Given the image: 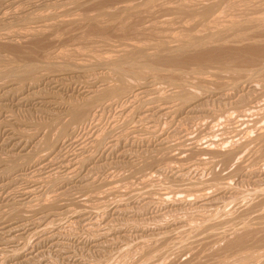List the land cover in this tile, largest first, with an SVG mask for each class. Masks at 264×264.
<instances>
[{
    "label": "rangeland",
    "instance_id": "rangeland-1",
    "mask_svg": "<svg viewBox=\"0 0 264 264\" xmlns=\"http://www.w3.org/2000/svg\"><path fill=\"white\" fill-rule=\"evenodd\" d=\"M199 1L0 0V264H264V0Z\"/></svg>",
    "mask_w": 264,
    "mask_h": 264
},
{
    "label": "bare ground",
    "instance_id": "bare-ground-1",
    "mask_svg": "<svg viewBox=\"0 0 264 264\" xmlns=\"http://www.w3.org/2000/svg\"><path fill=\"white\" fill-rule=\"evenodd\" d=\"M6 1V3H7V1L9 2V0H5ZM34 1V0H33ZM50 1V0H49ZM199 1V0H198ZM197 1V2H198ZM220 1V0H219ZM263 1V0H262ZM16 1H13L11 4H14ZM62 2V1H61ZM77 2V1H76ZM149 2V1H148ZM151 2H153V1H150V3ZM193 2H195L194 0H193ZM193 2H192V4H193ZM197 2H195V3H197ZM200 2V1H199ZM222 2V1H221ZM220 2V3H221ZM229 2V1H228ZM59 3H60V0H59ZM67 3V2H66ZM66 3H64V4H66ZM74 3V2H73ZM72 3V4H73ZM150 3H147L148 5L150 4ZM181 3V2H180ZM219 3V2H218ZM4 4V3H3ZM16 4H18L17 2H16ZM55 4H58V2L57 3H55ZM54 4V5H55ZM61 4V3H60ZM76 4V3H75ZM84 4V3H83ZM147 4H145V5H147ZM1 5V4H0ZM7 5V7L9 6L10 7V5H8V4H6ZM15 5V4H14ZM46 5V4H45ZM53 5V6H54ZM66 5H69V3H67ZM129 5V4H128ZM147 5V6H148ZM197 5H199V4H194V6H197ZM203 5V4H202ZM208 5L209 4H207V6L205 5V6H202L201 8H200V10H202L204 13L203 14H205V13H208L207 11L209 10V8H208ZM215 5V4H214ZM254 5V4H253ZM32 6V5H31ZM60 6V5H59ZM76 6V5H75ZM135 6V5H134ZM144 6V5H143ZM189 6V5H188ZM211 6V4L209 5V7ZM218 6V5H217ZM234 6V5H233ZM5 7V6H4ZM41 7V6H40ZM48 7V6H47ZM61 7V6H60ZM146 7V6H145ZM171 7V6H170ZM179 7V6H178ZM192 7H193V5H192ZM192 7H190V8H192ZM226 7V6H225ZM264 7V6H263ZM6 8V7H5ZM36 8V7H35ZM46 8V7H45ZM51 8H53V7H51ZM130 8V7H129ZM138 8V7H137ZM147 8V7H146ZM172 8V7H171ZM171 8H169V9H171ZM179 8H181V6L179 7ZM185 8V7H184ZM194 8V7H193ZM196 8H199V7H196ZM210 8H213V7H210ZM217 8V7H216ZM235 8V7H234ZM7 9V8H6ZM10 9V8H9ZM127 9H128V7H127ZM126 8H125V10H127ZM175 8H173V11L175 12V10H174ZM183 9V8H182ZM239 9V8H238ZM4 10V9H3ZM2 10V11H3ZM21 10V9H20ZM45 10V9H44ZM119 10V9H118ZM160 10V9H159ZM172 10V9H171ZM181 10V9H180ZM234 10V9H233ZM121 11V10H120ZM145 11V10H144ZM149 11V10H148ZM178 11H179V9H178ZM190 11H193V10H190ZM196 11V10H195ZM198 11V10H197ZM213 11V10H212ZM0 12H1V10H0ZM34 12V11H33ZM163 12V11H162ZM173 12V13H174ZM188 12V11H187ZM5 13H6V11H5ZM176 13V12H175ZM202 14V15H203ZM209 14V13H208ZM221 14V13H220ZM25 15V14H24ZM35 15V14H34ZM181 15V14H180ZM200 15V14H199ZM206 15V14H205ZM7 16V15H6ZM54 16V15H53ZM111 16V15H110ZM189 16V15H188ZM198 16V15H197ZM207 16V15H206ZM209 16V15H208ZM207 16V17H208ZM212 16H214V15H212ZM219 16V15H218ZM3 17V16H2ZM24 17V16H23ZM63 17V16H62ZM79 17V16H78ZM220 17V16H219ZM9 18V17H8ZM49 18V17H48ZM74 18V17H73ZM216 18V17H215ZM259 18V17H258ZM261 18V17H260ZM25 19V18H24ZM44 19V18H43ZM95 19V18H94ZM217 19H219L218 17H217ZM262 19H263V17H262ZM262 19H260V20H262ZM82 20V19H81ZM119 20V19H118ZM171 20V19H170ZM195 20V19H194ZM200 20V19H199ZM198 20V21H199ZM207 20V19H206ZM220 20V19H219ZM251 20H255V18L254 19H251ZM259 19H257V21L256 22H259L258 21ZM28 21V20H27ZM69 21V20H68ZM67 21V22H68ZM73 21V20H72ZM71 21V22H72ZM197 21V20H196ZM211 21H213V20H211ZM210 21V22H211ZM226 21V20H225ZM232 21V20H231ZM230 21V22H231ZM235 21V20H234ZM239 21V20H238ZM57 22V21H56ZM64 22V21H63ZM66 22V23H67ZM193 22H195V21H193ZM218 22V21H217ZM229 22V23H230ZM233 22V21H232ZM237 22V21H236ZM254 22V21H253ZM261 22V21H260ZM264 22V21H263ZM60 23V22H59ZM113 23V22H112ZM164 23V22H163ZM197 23V22H196ZM201 23V22H200ZM207 23V22H206ZM209 23V22H208ZM213 23V22H212ZM235 23V22H234ZM168 24V23H167ZM240 24V23H239ZM227 25V24H226ZM235 25V24H234ZM248 25V24H247ZM253 25H254V23H253ZM255 25H257V24H255ZM254 25V26H255ZM59 26V25H58ZM90 26V25H89ZM220 26V25H219ZM222 26V25H221ZM220 26V27H221ZM151 27V26H150ZM195 27V26H194ZM239 27V26H238ZM245 27V26H244ZM248 27V26H247ZM216 28V27H215ZM227 28V27H226ZM237 28V27H236ZM206 29V28H205ZM234 29V28H233ZM258 29V28H257ZM235 30V29H234ZM256 30V29H255ZM46 31V30H45ZM222 31V30H221ZM225 30H223V32H224ZM231 31V30H230ZM205 32V31H204ZM219 32V31H218ZM240 32V31H239ZM29 33V32H28ZM208 33V32H207ZM214 33H217L216 31L214 32ZM226 33V32H225ZM243 33V32H242ZM197 34V33H196ZM212 34H213V31H212ZM221 34V33H220ZM223 34V33H222ZM253 34V33H252ZM24 35V34H23ZM28 36V35H27ZM183 36V35H182ZM199 36V35H198ZM198 36H196V37H194V38H199ZM174 37H176V36H174ZM178 37V36H177ZM177 37L176 38H174L175 39V41H176V39H177ZM191 37V36H190ZM192 37V38H193ZM213 37V36H212ZM218 37H219V35H218ZM25 38V37H24ZM164 38V37H163ZM180 38V37H179ZM193 38V39H194ZM173 39V38H172ZM191 39V38H190ZM212 39V38H211ZM180 40V39H179ZM179 40H178V42H179ZM182 40H183V38H182ZM189 40V39H188ZM188 40H186V43H187V45H191V44H193L194 42L196 43V45L200 42V44H201V41H199L200 40V38H199V40L197 39L196 41H194V42H192L193 40L191 39L190 40V42H188ZM183 41H185V40H183ZM183 41H180L181 42V44L183 43V45H184V43L185 42H183ZM198 41V42H197ZM205 41H206V39H205ZM205 41H203V42H205ZM172 42V41H171ZM263 42V41H262ZM186 43H185V45H186ZM188 43H190V44H188ZM232 43V42H231ZM242 43V42H241ZM254 43V42H253ZM211 44V43H210ZM247 44V43H246ZM264 44V43H263ZM184 45V46H185ZM250 45V44H249ZM135 46V45H134ZM150 46V45H149ZM162 46V45H161ZM192 46V45H191ZM232 46V45H231ZM129 47H130V45H129ZM138 47V46H137ZM159 47V46H158ZM178 47V46H177ZM176 47V48H177ZM133 48V47H132ZM139 48V47H138ZM137 48V49H138ZM140 48H141V45H140ZM184 48V47H183ZM130 49V48H129ZM181 49V48H180ZM190 49V48H189ZM121 50H123V49H121ZM133 50H135V49H133ZM140 50H142V49H140ZM209 50V49H208ZM126 51V50H125ZM130 51V50H129ZM128 51V52H129ZM178 51V50H177ZM185 52V51H184ZM124 53H126V52H124ZM147 53V52H146ZM122 54V53H121ZM120 54V55H121ZM171 56V55H170ZM157 57V56H156ZM168 57V56H167ZM173 57H175V56H173ZM259 57V56H258ZM91 58V57H90ZM105 58V57H104ZM113 58V57H112ZM136 58V57H135ZM138 58V57H137ZM140 58V57H139ZM138 58V59H139ZM94 59V58H93ZM107 59V58H106ZM174 59V58H173ZM186 59V58H185ZM111 60V59H110ZM119 60V59H118ZM125 60V59H124ZM136 60V59H135ZM134 60V61H135ZM200 60V59H199ZM210 60V59H209ZM90 61V60H89ZM106 61V60H105ZM113 61V60H112ZM157 61H160V60H157ZM98 62V61H97ZM107 62H108V60H107ZM133 62V61H132ZM252 62H254V61H252ZM110 63V62H109ZM118 63V62H117ZM103 64V63H102ZM108 64V63H107ZM135 64V63H134ZM159 64H161V63H159ZM171 64V63H170ZM206 64V63H205ZM57 65V64H56ZM99 65V64H98ZM109 65V64H108ZM145 65V64H144ZM229 65V64H228ZM115 66V65H114ZM124 66V65H123ZM126 67V66H125ZM128 67V66H127ZM80 68V67H79ZM111 68V67H110ZM115 68V72H117L118 74L117 75H121V73L123 72V73H125L124 71H122L121 69L122 68H120V66H115L114 67ZM62 69V68H61ZM60 70V69H59ZM80 70V69H79ZM128 70V69H127ZM138 70V69H137ZM62 71V70H61ZM64 71V70H63ZM86 71V70H85ZM92 71V70H91ZM199 71V70H198ZM89 73V72H88ZM128 73V72H127ZM200 73V72H199ZM240 73V72H239ZM129 74H131V73H129ZM141 74V73H140ZM144 74V73H143ZM114 75V74H113ZM119 75V76H120ZM256 75V74H255ZM118 76V77H119ZM122 76V75H121ZM129 76V75H128ZM123 77V76H122ZM126 78H127V76H125ZM133 77H136V76H134L133 75ZM125 78V79H126ZM124 79V78H123ZM122 79V80H123ZM128 79V78H127ZM130 79V78H129ZM152 79V78H151ZM120 80H121V78H120ZM136 80V79H135ZM142 80V79H141ZM33 81V80H32ZM57 81V80H56ZM65 81V80H64ZM105 81V80H104ZM134 81V80H133ZM59 83V82H58ZM61 83V82H60ZM151 83V82H150ZM91 84V83H90ZM143 84V83H142ZM85 85V84H84ZM101 85V84H100ZM105 86V85H104ZM115 86V85H114ZM130 86H132V85H130ZM185 86V85H184ZM235 86V85H234ZM87 87V86H86ZM89 87V86H88ZM103 87V86H102ZM233 87V86H232ZM59 88V87H58ZM97 88H99V87H97ZM124 88V87H123ZM130 88H132V87H130ZM134 89H133V92H134V94H136V95H134L135 97L134 98H136L137 100H135V101H138V98L140 97H143L144 95L145 96H147L146 95V93H147V89L145 88V87H141V86H137L136 88L135 87H133ZM151 88V87H150ZM154 88V87H153ZM156 88V87H155ZM103 89V90H102ZM102 89H97V90H99V91H101V92H96L95 90H94V88H92V89H89V90H86V94H87V97L89 96L91 99L92 98H94V100L96 101L97 99H95V97L97 98L98 96V94L99 93H103L104 91H106L107 90V92L110 90H113L112 88L111 89H109L108 90V87H106V88H102ZM121 89V88H120ZM148 89H149V87H148ZM152 89V88H151ZM150 89V90H151ZM157 89V88H156ZM17 90V89H16ZM117 90V89H116ZM149 90V91H150ZM159 90V89H158ZM193 90V89H192ZM126 91V90H125ZM128 91V90H127ZM129 91H130V89H129ZM153 91L154 90H152V93H153ZM160 91V90H159ZM230 91V90H229ZM82 92V91H81ZM106 92V93H107ZM116 92H118V90L116 91ZM155 92H157L158 93V91H155ZM174 92V91H173ZM182 92V91H181ZM18 93V92H17ZM41 93V92H40ZM85 93V92H84ZM114 93V92H113ZM112 93V94H113ZM120 93V92H119ZM129 93V92H128ZM149 93V92H148ZM157 93H155V94H157ZM179 93V92H178ZM183 93V92H182ZM182 93L180 94V97H181V95H182ZM264 93V92H263ZM56 94V93H55ZM159 94V93H158ZM165 94V93H164ZM177 94V93H176ZM184 94V93H183ZM120 95H123L122 93L120 94ZM148 95H150V94H148ZM187 93H186V95H184V97L186 96L187 97ZM209 95V94H208ZM127 96V95H126ZM161 96V95H160ZM169 96V95H168ZM189 96H190V94H189ZM45 97V96H44ZM48 97V96H47ZM58 97V96H57ZM71 97V96H70ZM110 97V96H109ZM111 97H113V96H111ZM132 97V96H131ZM183 97V96H182ZM181 97V98H182ZM184 97L182 98V99H184ZM27 98V97H26ZM42 98V97H41ZM41 98H39V99H37V100H39L37 103L40 105V106H43V107H45V106H48V105H51V102H48L46 99H41ZM121 98V97H120ZM119 98V99H120ZM128 98H129V96H128ZM144 98V97H143ZM189 98V97H188ZM25 99V98H24ZM91 99H88V100H91ZM99 99V98H98ZM106 99V98H105ZM116 99H117V97H116ZM149 99V98H148ZM156 99V98H155ZM187 99V98H186ZM191 99V98H190ZM104 100V98L99 102V101H96V102H94L96 105H93L91 108H88L89 109V115H90V112H92V113H96L97 112V110L98 109H100L101 107H103L104 106V104H106L107 102H105V101H103ZM107 100V99H106ZM115 100V99H114ZM132 100H133V98H132ZM151 100H153V98H151L150 97V101ZM22 102L24 101L23 99L21 100ZM79 101H80V99H79ZM91 101H93V100H91ZM90 101V102H91ZM108 101V100H107ZM110 101V100H109ZM108 101V102H109ZM149 101V102H150ZM155 101H157V100H155ZM155 101H151V103H153V102H155ZM165 101V100H164ZM21 102V103H22ZM118 102V101H117ZM160 102V101H159ZM187 102H189V101H187ZM20 103V102H19ZM88 103V102H87ZM113 103H114V101H113ZM156 103H158V102H156ZM83 104H85V103H83ZM144 104V103H143ZM154 104V103H153ZM158 104H160V103H158ZM87 105V104H86ZM109 105V104H108ZM113 105V104H112ZM111 105V106H112ZM119 105V104H118ZM167 105V104H166ZM84 106V105H83ZM94 106H96L95 108H94ZM106 106V105H105ZM105 106H104V108H105ZM129 106H131V104L129 105ZM128 106V107H129ZM153 106V105H152ZM156 106V105H155ZM158 106V105H157ZM160 106H162V105H160ZM110 107V106H109ZM154 107V106H153ZM73 108H75V107H73ZM77 108H80V106L79 107H77ZM76 108V109H77ZM84 108V107H83ZM82 108V110H84L85 108H86V106H85V108L83 109ZM139 108H141L140 106H139ZM138 108V109H139ZM143 108V107H142ZM159 108H161L162 110H163V108L164 107H159ZM257 108V107H256ZM75 109V110H76ZM81 109V108H80ZM124 109V108H123ZM151 109H153V108H151ZM161 109H159V110H161ZM176 109V108H175ZM260 109V108H259ZM4 110H5V108H4ZM73 110V109H72ZM71 110V111H72ZM75 110H74V112H75ZM140 110V109H139ZM157 110H158V108H157ZM156 110V111H157ZM159 110L157 111V112H159ZM161 110V111H162ZM169 110V111H168ZM171 110H172V108L171 107H167L166 106V108H165V113H172L171 112ZM86 111H88L87 109H86ZM137 111V110H136ZM136 111H134V114H135V112ZM155 111V113H157ZM176 111V110H175ZM80 112H82V111H80ZM72 113H73V111H72ZM71 113V114H72ZM76 117L74 118V119H72V120H74L75 121V119L76 120H78V122L77 123H79L80 122V118H81V113H80V117L78 116V114H79V112L78 111H76ZM129 113V112H128ZM131 113V112H130ZM140 113V112H139ZM147 113H148V111H147ZM164 113V112H163ZM175 113V112H174ZM83 116L85 115V116H87L88 115V112L86 113L85 111H83ZM1 115V114H0ZM96 115H97V113H96ZM166 115V114H165ZM168 115V114H167ZM3 116V115H2ZM144 116V115H143ZM74 117V116H73ZM151 117V116H150ZM174 117V116H173ZM251 117V116H250ZM82 120H84L83 118H81ZM95 119H96V117H95ZM95 119H93V120H95ZM166 119H167V117H166ZM263 119V118H262ZM60 120V119H59ZM81 120V121H82ZM50 121V120H49ZM57 121V120H56ZM69 121V120H68ZM85 121H87L86 119H85ZM118 121V120H117ZM116 122V121H115ZM144 122V121H143ZM241 122V121H240ZM72 123H73V121H72ZM87 123V122H86ZM7 124V123H6ZM67 124V123H66ZM74 124V123H73ZM114 124V123H113ZM135 124V123H134ZM139 124V123H138ZM64 125H65V123H64ZM116 125V124H115ZM115 125H113V126H115ZM127 125V124H126ZM2 126V125H1ZM128 126V125H127ZM69 127V126H68ZM112 127V126H111ZM8 128V127H7ZM75 129H76V127H74ZM116 128V127H115ZM114 128V129H115ZM117 128H119V126L117 127ZM135 128V127H134ZM150 128V127H149ZM9 129V128H8ZM73 129V128H72ZM140 129V128H139ZM236 129V128H235ZM18 130V129H17ZM68 130V129H67ZM112 130V129H111ZM142 130V129H141ZM163 130V129H162ZM261 130V129H260ZM76 131L77 130H71V139L69 138V141H68V143L69 144H71V143H73L74 141L75 142H78V141H76V140H74V139H76ZM79 131V130H78ZM115 131V130H114ZM127 131V130H126ZM132 131V130H131ZM144 131V130H143ZM155 131V130H154ZM164 131V130H163ZM58 132V131H57ZM62 132V131H61ZM61 132H59V133H61ZM110 132V131H109ZM111 132H113V131H111ZM138 132V131H137ZM147 132V131H146ZM145 132V133H146ZM153 132V131H152ZM13 133V132H12ZM133 133V132H132ZM131 133V134H132ZM136 133V132H135ZM162 133V132H161ZM160 133V134H161ZM263 133V132H262ZM111 134V133H110ZM130 134V133H129ZM134 134V133H133ZM137 134V133H136ZM264 134V133H263ZM263 134H261V135H263ZM16 135V134H15ZM99 135V134H98ZM103 135V134H102ZM126 135V134H125ZM150 135V134H149ZM161 135H163V134H161ZM160 135V136H161ZM256 135V134H255ZM259 135V134H258ZM110 136V135H109ZM112 136V135H111ZM137 136V135H136ZM144 136V135H143ZM158 136H159V134H158ZM158 136H157V138H158ZM246 136V135H245ZM105 137V136H104ZM156 137V136H155ZM247 137V136H246ZM67 138V137H66ZM134 138V137H133ZM42 139V138H41ZM98 139V138H97ZM160 139V138H159ZM161 139H162V137H161ZM256 139V138H255ZM99 140V139H98ZM119 140V139H118ZM135 140V139H134ZM158 140V139H157ZM165 140H166V138H165ZM165 140L163 139V140H161V144H164V142H165ZM192 141H193V139H191ZM6 142L5 143H8V145H10L11 147H12V149L11 150H13V148L16 150V149H19V148H22V151H24L25 149H26V144H23V140H21V139H17L15 136H14V134H11L10 133V130H7V138H6V140H5ZM187 141H188V139H187ZM186 141V142H187ZM98 142V141H97ZM157 142V141H156ZM185 142V143H186ZM65 143V142H64ZM81 143V142H80ZM93 143H94V141H93ZM104 143V142H103ZM119 143V142H118ZM214 143V142H213ZM75 144V143H74ZM82 144V143H81ZM157 144V143H156ZM169 144V143H168ZM177 144V143H176ZM115 145H117V144H115ZM119 145H120V143H119ZM159 145H160V142H159ZM219 145V144H218ZM73 146V145H72ZM84 146V149H85V145H83ZM155 146V145H154ZM161 146H163V145H161ZM169 146V145H168ZM198 146V145H197ZM196 146V147H197ZM262 146V145H261ZM9 147V146H8ZM199 147V146H198ZM253 147V146H252ZM195 148V147H194ZM27 149H28V147H27ZM26 149V150H27ZM82 150H83V148H81ZM87 149V148H86ZM165 149V148H164ZM47 150V149H46ZM63 150V149H62ZM105 150V149H104ZM191 150V149H190ZM50 151V150H49ZM84 151V150H83ZM157 151V150H156ZM165 151V150H164ZM46 152V151H45ZM68 153V152H67ZM36 154V153H35ZM123 154V153H122ZM77 155V154H76ZM24 156V155H23ZM123 156V155H122ZM220 156V155H219ZM15 158V157H14ZM90 159V158H89ZM87 161V160H86ZM79 162V161H78ZM139 162V161H138ZM29 163V162H28ZM25 164V163H24ZM50 164V163H49ZM52 164V163H51ZM76 164H78V163H76ZM76 164H74V165H76ZM245 164V163H244ZM44 165V163L43 164H41L40 166H43ZM74 165H71V167H67V171L68 172H76V168H74ZM81 165V164H80ZM219 165V164H218ZM16 166V165H15ZM54 166V165H53ZM237 166V165H236ZM44 167V166H43ZM63 167V166H62ZM78 167V166H77ZM12 168V167H11ZM49 168V167H48ZM65 168V167H64ZM81 168V167H80ZM13 169V168H12ZM17 169V168H16ZM43 169V168H42ZM46 169V168H45ZM51 169V168H50ZM22 170V169H21ZM77 170H78V168H77ZM2 171V170H1ZM51 171V170H50ZM53 171H55V170H53ZM52 171V172H53ZM57 171V170H56ZM181 171H184V170H180V171H178L177 172V174H178V177L179 176H181V178L183 177V176H186V174H188V172L187 173H185V172H181ZM197 171V170H196ZM20 173H21V171H19ZM22 172H24V171H22ZM45 172V171H44ZM52 172H49L50 174L52 173ZM81 172V171H80ZM195 172V171H194ZM191 173V172H190ZM22 174V173H21ZM24 174V173H23ZM49 174V175H50ZM68 174V173H67ZM70 174V173H69ZM68 174V175H69ZM78 174H79V172H78ZM48 175V176H49ZM74 175V174H73ZM23 176H25V175H23ZM189 176V175H188ZM69 177V176H68ZM71 177V176H70ZM74 177H75V175H74ZM47 179H48V177H47ZM45 180V179H44ZM49 180V179H48ZM180 180V179H179ZM62 182V181H61ZM43 183V182H42ZM49 183V182H48ZM201 183V182H200ZM36 185V184H35ZM39 185H41V183L39 182ZM196 185V184H195ZM206 185V184H205ZM37 186V185H36ZM180 186V185H179ZM202 186V185H201ZM2 187V186H1ZM221 187V186H220ZM190 188V187H189ZM37 187H36V189H34V188H32V189H30L29 191L27 190V192H25L24 194H22L21 195V200H23V201H29V202H31L32 200H33V195H34V193L37 191ZM197 189V188H196ZM193 191V190H192ZM253 191V190H252ZM264 191V190H263ZM255 192H257V191H255ZM213 193V192H212ZM239 193H241V192H239ZM247 193V192H246ZM250 193V192H249ZM264 193V192H263ZM141 194V193H140ZM199 194V193H198ZM248 194V193H247ZM210 195H211V193H210ZM249 195V194H248ZM251 195H253V194H251ZM165 196H166V194H165ZM246 196V195H245ZM261 196H262V194H261ZM164 197V196H163ZM256 197V196H255ZM35 198V197H34ZM142 198V197H141ZM241 199V198H240ZM20 200V201H21ZM22 201V202H23ZM237 201V200H236ZM240 201V200H239ZM222 202V201H221ZM260 202V201H259ZM25 204V203H24ZM153 204V203H152ZM236 204V203H235ZM248 204V203H247ZM253 205V204H252ZM238 206H240V205H238ZM34 207V206H33ZM104 207V206H103ZM227 207V206H226ZM248 207V206H247ZM108 208V207H107ZM216 208V207H215ZM233 208V207H232ZM15 210V209H14ZM50 210V209H49ZM53 210V209H52ZM208 210V209H207ZM261 210V209H260ZM53 212V211H52ZM208 212V211H207ZM253 212V211H252ZM41 213V212H40ZM47 213V212H46ZM45 213V214H46ZM245 213V212H244ZM258 214V213H257ZM260 214V213H259ZM44 215V214H43ZM47 215V214H46ZM52 215V214H51ZM57 215V214H56ZM81 215V214H80ZM209 215V214H208ZM45 216V215H44ZM55 216V215H54ZM108 216V215H107ZM224 216V215H223ZM260 216V215H259ZM256 217V216H255ZM41 218V217H40ZM43 218H47V216H45V217H43ZM98 218V217H97ZM250 218V217H249ZM72 219V218H71ZM189 219V218H188ZM217 219V218H216ZM230 219V218H229ZM40 220V219H39ZM57 220V219H56ZM227 220V219H226ZM100 221V220H99ZM256 221V220H255ZM11 222V221H10ZM33 222V221H32ZM55 222V221H54ZM257 222V221H256ZM34 224H36V222H33ZM33 223H31L29 220H26V221H23V224L22 225H19V226H17L16 228H13V229H11V230H8L7 232H6V234L8 235V236H10V237H15V238H13L11 241H14L19 235H23L24 233L26 234V233H29L30 231L32 232L33 230H34V228H36V225H34ZM38 223V222H37ZM61 223V222H60ZM88 223H89V227H91V228H89V229H97V234H96V241L97 240H99V239H101V238H103L104 236L106 237V235L108 236V232L105 230L106 228H102V225H98V220H97V222L95 221V219H93V218H90L89 220H88ZM87 223V224H88ZM41 224V223H40ZM49 224V223H48ZM100 224V223H99ZM106 225V224H105ZM230 225H234V224H230ZM236 225V224H235ZM234 225V226H235ZM41 226V225H40ZM56 226V225H55ZM223 226V225H222ZM227 226V225H226ZM246 226V225H245ZM252 226V225H251ZM258 226V225H257ZM38 227V226H37ZM49 227H51V226H49ZM264 227V226H263ZM45 227H43V229H44ZM241 228V227H240ZM250 228V227H249ZM43 229H42V231L40 232V233H42V232H44L43 231ZM51 229V228H50ZM108 229V228H107ZM38 230V229H37ZM111 230V229H110ZM181 230V229H180ZM192 230H194V229H192ZM206 230V229H205ZM241 230V229H240ZM257 230V229H256ZM96 231V230H95ZM111 232V231H110ZM109 232V233H110ZM189 232V231H188ZM35 232H33V234H34ZM38 233V232H37ZM202 233V232H201ZM233 233V232H232ZM231 233V234H232ZM31 234L32 233H30V234H28V235H30L31 236ZM45 234V233H44ZM230 234V235H231ZM21 235V236H22ZM43 235V234H42ZM93 235V234H92ZM192 235V234H191ZM233 235V234H232ZM29 236V237H30ZM56 236V235H55ZM54 235H52V236H48L47 238H49V239H45L44 241H42V245L45 243V242H47V241H50L51 240V242H53V240H55L56 238H54L55 237ZM110 236V235H109ZM113 236V235H112ZM190 236V235H189ZM226 236V235H225ZM245 236V235H244ZM248 236V235H247ZM211 237V236H210ZM26 238V237H25ZM28 238V237H27ZM31 238V237H30ZM36 238V237H35ZM38 238V237H37ZM43 238V237H42ZM94 238H95V235H94ZM216 238V237H215ZM256 238V237H255ZM40 239V238H39ZM104 239V238H103ZM110 239V238H109ZM59 240V239H58ZM57 240V241H58ZM114 240H116V239H114ZM184 240V239H183ZM186 240V239H185ZM259 240V239H258ZM8 241V240H7ZM108 241V240H107ZM230 241V240H229ZM40 242H41V240H40ZM262 242V241H261ZM58 242H54V244H55V246L56 245H59V244H57ZM108 243V242H107ZM49 244H50V242H49ZM239 244V243H238ZM45 245V244H44ZM61 245V244H60ZM112 245V244H111ZM52 246H53V243H52ZM185 246V245H184ZM190 246V245H189ZM60 247V246H59ZM174 247V246H173ZM241 247V246H240ZM185 249V248H184ZM258 249V248H257ZM60 250V249H59ZM59 250H58V252H59ZM244 250V249H243ZM260 250V249H259ZM2 252V249L0 248V255L2 254L1 253ZM61 252H62V250H61ZM65 252V251H64ZM174 252V251H173ZM115 254V253H114ZM257 255V254H256ZM112 258V257H111ZM234 258V257H233ZM232 258V259H233ZM225 259V258H224ZM241 259V258H240ZM7 260V259H6ZM238 260V259H237ZM118 261V260H117ZM263 261V260H262ZM237 262V261H236ZM264 262V261H263ZM214 263V262H213ZM2 264V263H1ZM20 264V263H19Z\"/></svg>",
    "mask_w": 264,
    "mask_h": 264
}]
</instances>
